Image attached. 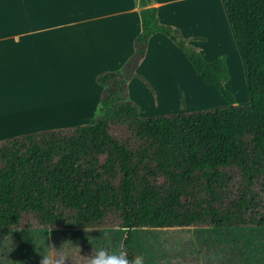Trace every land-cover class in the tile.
<instances>
[{"label":"trees","instance_id":"obj_1","mask_svg":"<svg viewBox=\"0 0 264 264\" xmlns=\"http://www.w3.org/2000/svg\"><path fill=\"white\" fill-rule=\"evenodd\" d=\"M152 1L134 0L133 53L96 76L102 92L88 124L0 141V233L264 227V0H221L246 71L245 105L225 88V55L205 60L190 43L204 39L161 24ZM156 33L229 106L141 117L128 83H145L137 69Z\"/></svg>","mask_w":264,"mask_h":264},{"label":"crops","instance_id":"obj_2","mask_svg":"<svg viewBox=\"0 0 264 264\" xmlns=\"http://www.w3.org/2000/svg\"><path fill=\"white\" fill-rule=\"evenodd\" d=\"M193 1L199 0H153L150 6L157 8L161 24L178 28L184 38H203L190 42L199 46L208 42L207 36L199 29L190 31L189 22L201 28L203 25L210 32L218 26L204 4L194 3L183 10ZM219 2L226 18L227 40L241 57L227 13ZM204 12L205 21L200 20ZM139 33V8L134 0H0V141L88 124L102 92L96 76L120 68L132 55L133 41ZM198 51L207 61L224 55V51L211 53L212 49ZM172 56L185 67H180L183 71H189L192 77L198 75L183 52L168 37L156 33L137 69L145 83L138 78L128 83L131 100L139 104L131 93V87L137 84L157 101L159 72L176 69ZM248 95L249 101L245 98L243 105L250 103ZM49 110L58 112L41 117ZM139 114L152 117L143 116L140 108Z\"/></svg>","mask_w":264,"mask_h":264},{"label":"rangeland","instance_id":"obj_3","mask_svg":"<svg viewBox=\"0 0 264 264\" xmlns=\"http://www.w3.org/2000/svg\"><path fill=\"white\" fill-rule=\"evenodd\" d=\"M193 1L184 5L187 10L194 3L204 4L214 18L218 28L214 32L202 25L193 24L190 15V31H202L208 39L196 49L211 53L224 51L230 79L225 84L237 103L249 101L245 69L237 49L227 40L226 18L219 0ZM187 4V3H186ZM182 10V12H183ZM198 13L200 10L197 9ZM184 13V12H183ZM204 13L201 19L204 20ZM203 16V17H202ZM205 21V20H204ZM213 31V30H212ZM163 55V59L167 58ZM176 69H164L158 74L160 89L158 103L150 92L139 85L131 87V93L143 116H158L161 112L175 113L203 111L228 106L221 95L192 75L173 56ZM181 67V68H180ZM133 100V99H132ZM46 110V109H45ZM49 110L47 116L54 115ZM42 119V118H41ZM130 239V241L128 240ZM131 257L143 253L146 264H264V227L246 229L180 228V229H90L70 231L64 229H35L0 233V264H41L42 255L49 257V264H88L89 254L99 248H112L118 242L128 244ZM127 242V243H126ZM127 248V246H126Z\"/></svg>","mask_w":264,"mask_h":264},{"label":"clouds","instance_id":"obj_4","mask_svg":"<svg viewBox=\"0 0 264 264\" xmlns=\"http://www.w3.org/2000/svg\"><path fill=\"white\" fill-rule=\"evenodd\" d=\"M41 264H49V257L42 255ZM88 264H146V257L143 253H137L129 257L122 242H118L112 248H99L88 255Z\"/></svg>","mask_w":264,"mask_h":264}]
</instances>
